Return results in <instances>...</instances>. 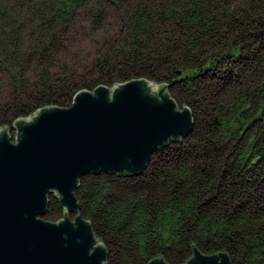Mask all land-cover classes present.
<instances>
[{
  "label": "trees",
  "instance_id": "16d2710c",
  "mask_svg": "<svg viewBox=\"0 0 264 264\" xmlns=\"http://www.w3.org/2000/svg\"><path fill=\"white\" fill-rule=\"evenodd\" d=\"M103 24L116 37L94 60L99 77L75 88L54 78L67 35ZM2 76L13 97L0 128L69 107L79 90L136 79L190 109L189 135L155 152L141 174L79 179L78 214L105 264H185L194 250L264 264V0H0ZM62 218L48 195L43 219Z\"/></svg>",
  "mask_w": 264,
  "mask_h": 264
},
{
  "label": "water",
  "instance_id": "95a60500",
  "mask_svg": "<svg viewBox=\"0 0 264 264\" xmlns=\"http://www.w3.org/2000/svg\"><path fill=\"white\" fill-rule=\"evenodd\" d=\"M193 126L165 87L144 79L81 90L67 108L48 106L0 128V264H105L107 251L78 214L80 178L137 176L168 142ZM63 218L45 221L48 195ZM148 264H166L153 259ZM185 264H230L193 251Z\"/></svg>",
  "mask_w": 264,
  "mask_h": 264
},
{
  "label": "rangeland",
  "instance_id": "374dc122",
  "mask_svg": "<svg viewBox=\"0 0 264 264\" xmlns=\"http://www.w3.org/2000/svg\"><path fill=\"white\" fill-rule=\"evenodd\" d=\"M115 31L116 29H111L105 24L93 31L89 26L78 27L71 32L72 34L67 35L68 38L63 42L64 47L60 48L54 56V64L53 68L50 69V74L54 78L59 77L77 84H92L99 77L98 69L94 67L93 62L106 51L104 44L116 37ZM30 68H33V65H30ZM26 74L30 83L37 81L38 77H35L32 71ZM12 97V90L2 76L0 78V109L10 102ZM188 110L190 111L189 108ZM7 128L8 136L14 137L15 130L12 127L11 129Z\"/></svg>",
  "mask_w": 264,
  "mask_h": 264
},
{
  "label": "bare ground",
  "instance_id": "6f19581e",
  "mask_svg": "<svg viewBox=\"0 0 264 264\" xmlns=\"http://www.w3.org/2000/svg\"><path fill=\"white\" fill-rule=\"evenodd\" d=\"M113 24H114V27L118 30V26H117L116 22H114ZM104 46H105V45H104ZM107 47H109V45H107ZM93 63H94V67L97 68V67L95 66V65H96V62L94 61ZM98 72H99V70H98ZM99 73H100V72H99ZM77 85H79V84H77L76 82H70V83H69V86H70L71 88H75ZM188 135H189V134H188ZM188 135H187V136H188Z\"/></svg>",
  "mask_w": 264,
  "mask_h": 264
}]
</instances>
